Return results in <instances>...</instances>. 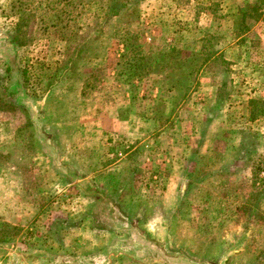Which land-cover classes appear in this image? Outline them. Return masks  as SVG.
<instances>
[{
    "label": "rangeland",
    "instance_id": "374dc122",
    "mask_svg": "<svg viewBox=\"0 0 264 264\" xmlns=\"http://www.w3.org/2000/svg\"><path fill=\"white\" fill-rule=\"evenodd\" d=\"M0 264H264V0H0Z\"/></svg>",
    "mask_w": 264,
    "mask_h": 264
},
{
    "label": "trees",
    "instance_id": "16d2710c",
    "mask_svg": "<svg viewBox=\"0 0 264 264\" xmlns=\"http://www.w3.org/2000/svg\"><path fill=\"white\" fill-rule=\"evenodd\" d=\"M113 11L114 14H117L119 9H114ZM124 35L126 36L122 40L124 52L120 57L124 62L125 68L130 72L127 75V79L131 80L130 77H138L141 79L148 73L149 66L145 60H149V57L142 54L139 45L130 40L131 37L128 33Z\"/></svg>",
    "mask_w": 264,
    "mask_h": 264
},
{
    "label": "crops",
    "instance_id": "0c3cea01",
    "mask_svg": "<svg viewBox=\"0 0 264 264\" xmlns=\"http://www.w3.org/2000/svg\"><path fill=\"white\" fill-rule=\"evenodd\" d=\"M34 125H35V127H37V125H38L37 121H35ZM33 127H34V126H33ZM36 129H37V128H36ZM45 136H46V135H44V137H45ZM44 139H45L46 142L48 143V140H47L48 137H45ZM48 144H49V143H48ZM48 144H47V145H48ZM135 240H136V246H137V247H138V245H139V242H141V241H146L145 239L142 240V238L139 237V236H138ZM142 245H143V243H142ZM144 248H147V247H144Z\"/></svg>",
    "mask_w": 264,
    "mask_h": 264
}]
</instances>
